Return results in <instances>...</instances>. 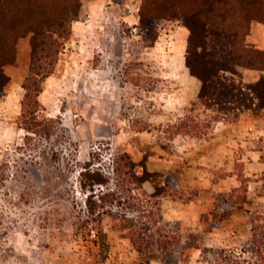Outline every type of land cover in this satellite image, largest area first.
<instances>
[{
    "label": "rangeland",
    "instance_id": "374dc122",
    "mask_svg": "<svg viewBox=\"0 0 264 264\" xmlns=\"http://www.w3.org/2000/svg\"><path fill=\"white\" fill-rule=\"evenodd\" d=\"M61 19L68 23L48 31L58 39L53 62L33 64L36 31ZM0 52L12 55L0 94V264H137L131 241L119 239L127 233L122 216L140 214L128 191L126 157L140 176L165 188L161 198H193L195 188L183 193L173 175L163 184L164 175L145 171V161L156 145L171 152L178 136L209 139L222 120L218 105L198 101L203 82L192 70L210 77L234 64L235 74L225 75L244 97L250 84L264 93V0H0ZM46 70L39 114L52 124L48 135L20 127L26 78ZM263 101L250 110L264 125ZM227 112L234 121L235 110ZM254 145L262 150L257 164H245L242 148L221 157L225 164L210 157L213 180L236 174L239 182L213 191L211 210L202 215L205 228L218 232L202 252L206 264H235L225 258L231 251L240 264L264 263L256 244L255 253L247 250L253 213L261 214L254 222L264 231V136ZM87 163L108 175V187L130 197L129 204L106 203L91 214V186L80 183ZM92 188L99 193L102 186ZM157 208L153 227L170 231L167 258L158 260L189 264V247L203 237L164 220ZM103 209L113 217L98 216Z\"/></svg>",
    "mask_w": 264,
    "mask_h": 264
},
{
    "label": "trees",
    "instance_id": "16d2710c",
    "mask_svg": "<svg viewBox=\"0 0 264 264\" xmlns=\"http://www.w3.org/2000/svg\"><path fill=\"white\" fill-rule=\"evenodd\" d=\"M68 23L67 19H61L59 23H52L47 28H42L39 31H36V35L33 41L32 47V63L40 62L46 65H51L53 62V57L55 54L54 48L58 43V39L52 38L49 35V32L53 27H63ZM49 31V32H48ZM38 32V33H37ZM39 51V52H38ZM40 53V54H39ZM3 55L0 52V94L4 93L5 87L8 84L9 76L5 73L4 68L8 65L12 60L11 56ZM8 56V57H7ZM188 66L191 65L188 63ZM234 64L228 67H218L217 70L210 77H203L199 73L192 70V73L196 76L200 77L203 82L201 90L198 94V101H201L208 108H211L214 105H218L217 111L223 113L224 116H221L220 119L224 120L228 112L232 109L235 110L233 114V118H237L240 111L246 109H252L254 106L258 104L255 103V100L262 98L264 100V93L259 94L257 87L255 84H250L247 86L250 92V97H244V93H242L240 88H237L234 79L232 76L225 75L226 72L234 73ZM50 75L49 70L45 72L39 71L34 74H30L26 79L27 81L24 83L23 87L25 89V95L22 101L21 106V115H20V127L26 129L27 131H31L33 133L42 132L45 134H51V127L47 120L41 119L40 110L42 108V104L39 100L40 93L42 92L41 83H43L47 76ZM240 93V98L235 93V90ZM227 105H232L233 107H227ZM263 105V106H262ZM264 107V101L259 105ZM217 121V119H215ZM227 120V119H225ZM187 123L186 126L192 128V124ZM125 163L132 169L129 174V178L127 179L130 183L128 186V191H131L130 197L133 202V207L137 211H140V214L136 218L128 219L125 216H122V220L126 223L123 226V229L127 230L125 235L130 239L132 246L137 251L140 259L137 264H150V260L152 259H161L162 262H165V258H167V247L170 244L167 241L170 236L167 234L170 231H165L164 229L155 230L153 227L154 224L159 223V218L161 215L159 211L156 212L155 209L157 205H159V200L163 195L162 191H164V187H157L156 191L152 194L145 192L142 188L143 182L148 178L144 176H140L135 170L134 164L128 160L126 157ZM117 171V168H116ZM81 179L80 183L82 186H91V194L88 195L86 200V205L91 214H94L96 208H104L106 203L122 205V203L128 202L129 198L123 199L121 196L113 189L108 187L111 178L103 173L100 169L92 168L90 163L85 165V170L80 173ZM171 182L168 181L167 184ZM95 185H101L102 189L99 190V193L93 192ZM133 192V194H132ZM155 199V201H153ZM124 200V202L122 201ZM155 208V209H154ZM100 210V209H99ZM98 210V216H102L107 214V212L112 216V213L108 210L103 209V212ZM100 216V217H101ZM113 217V216H112ZM252 217H256L253 220H250L252 225L251 229V238L248 241V244L251 245L250 249H247L248 252L255 253V245L256 244V252L262 254V258L264 259V249H259L258 245L262 243L261 238L264 239V231H257V225L254 222L261 217V214L253 213ZM258 217V218H257ZM260 237V238H259ZM259 243V244H257ZM207 249H203V253ZM211 252H216L222 256L223 250H210ZM245 251V249H244ZM158 252V253H157ZM145 255V256H143ZM241 257V256H240ZM229 261L240 264L239 257L235 255L232 251L230 254L225 256ZM250 264V262H247ZM262 264V263H261ZM264 264V263H263Z\"/></svg>",
    "mask_w": 264,
    "mask_h": 264
},
{
    "label": "crops",
    "instance_id": "0c3cea01",
    "mask_svg": "<svg viewBox=\"0 0 264 264\" xmlns=\"http://www.w3.org/2000/svg\"><path fill=\"white\" fill-rule=\"evenodd\" d=\"M257 113L250 109L240 111L237 118L232 120H219L214 126L209 139L178 136L170 141L171 152L162 146L154 147V154H150L144 165V170L151 173H161L164 179L173 175L176 187L183 193L190 194L195 188L193 198L174 200L168 196L160 198L159 205L162 210L163 219L168 222H179L191 227L187 234H198L203 237L198 239V244H194L190 249L189 264H206L203 260L202 250L214 244L218 232L205 228L202 215L210 212L212 205L211 193L213 191L222 192L230 190L232 186H237L236 174H229L219 180L214 178L210 171V157H216V162H220L221 157H226L229 153H234L236 149L242 148L245 164H257L261 160L262 150L254 143L264 136V125L260 123ZM243 160V159H242ZM248 174L258 177L255 172ZM167 179L163 181L166 184ZM235 180V182H234ZM142 188L145 192L152 194L156 191L153 181H144ZM217 230V228H214ZM185 234V233H184ZM186 235V234H185ZM215 236L211 239V236ZM119 239L130 244V239L123 233ZM211 242V243H210ZM128 250L130 260L137 258V251L132 246ZM122 264V263H121ZM150 264H162L158 259L150 260Z\"/></svg>",
    "mask_w": 264,
    "mask_h": 264
}]
</instances>
